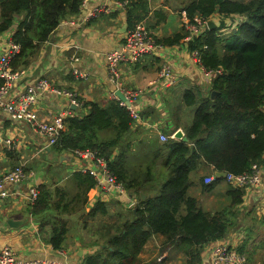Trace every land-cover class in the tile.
Masks as SVG:
<instances>
[{
    "label": "trees",
    "instance_id": "1",
    "mask_svg": "<svg viewBox=\"0 0 264 264\" xmlns=\"http://www.w3.org/2000/svg\"><path fill=\"white\" fill-rule=\"evenodd\" d=\"M81 1L0 0V32L16 25L12 40L21 46L20 52L11 59V67L28 66L60 22L79 12ZM119 1L131 4L128 17L131 26L134 25L132 10L136 4L148 12L144 0ZM182 3L191 18L194 15L220 17L219 26L206 28L194 36L187 48L190 51L199 49L202 65L221 72L209 85L186 89L183 94V103L194 107L191 121L183 127L188 140L169 139L158 144L159 141L154 139V157L162 159V168L167 171L168 178H161L162 168L158 174L153 173L152 178L143 181L137 180L136 169L130 172L134 152L124 135L130 133L134 120L130 110L116 99L106 106L85 103L90 105L89 113L68 117L54 144L67 150H98L129 194L138 199L133 207L124 208L118 203L115 211H110L108 203L97 201L85 215L86 219L110 214L116 217L111 223L91 228L90 245L95 244L98 248L84 258L85 264H164L172 251L182 253L187 264H203L204 246L227 237L240 226L244 227L245 236L237 250L246 256L245 264H258L253 262V253L247 244L264 228L261 227L264 216L258 219L261 225H252L246 223L245 217L240 218L243 212L239 211V206L243 203L245 190L231 186L226 192L230 203L222 209L207 211L199 199L189 193V188L191 176L197 175L205 165L212 166L216 174H238L249 171L253 163L263 160L264 0H182ZM234 15L242 17V21L229 32L223 31L224 19ZM136 18L140 22L143 15ZM185 36V31L177 32L157 41L172 45ZM3 84L4 78L0 77V87ZM213 90L217 91L214 96L211 95ZM106 128H115L116 137L99 142L97 130ZM120 143V154L112 162L111 148ZM216 176L209 184L201 177L204 191H212L225 181L223 176ZM95 185L93 174L76 171L64 187L46 184L38 187V198L31 204V211L34 216L45 219L42 232L50 225L46 240L54 248L63 245L69 220L85 210L89 192ZM152 235H163L164 241L158 257L145 262L140 254ZM260 264H264V258Z\"/></svg>",
    "mask_w": 264,
    "mask_h": 264
},
{
    "label": "crops",
    "instance_id": "2",
    "mask_svg": "<svg viewBox=\"0 0 264 264\" xmlns=\"http://www.w3.org/2000/svg\"><path fill=\"white\" fill-rule=\"evenodd\" d=\"M144 1L147 2L145 6L148 12H144L141 6L136 4L132 10L133 26L130 25L128 18L131 8L129 2L88 0V3L82 7L80 4L79 12L60 22L48 40L43 42L39 52L28 66L21 69L11 67L12 71L21 72L22 76L9 89L7 99H15L44 78L54 87L76 93L81 106L75 110V115L84 116L89 113L90 105L85 103L96 102L103 106L109 104L114 98L110 95L113 86L109 81L106 55L108 52L117 50L122 45L127 32L136 27L139 23L136 16L143 15L141 21H145L156 40L185 31L180 13L183 9L182 0ZM94 6H105L107 9L100 15L84 21L87 12ZM236 16L234 15L232 19ZM219 19L220 17L216 15L212 17L214 22ZM219 22L216 26H219ZM224 22L227 27L233 26L228 23V17L224 19ZM15 29L16 25L7 31L0 32V59L7 51L8 42L12 40ZM187 43L185 39H182L172 45L163 44L160 50L145 55L136 62L120 64L125 86L141 92L135 104L140 111L141 119L134 121L130 133L124 135L134 155L139 150L146 151L148 154L150 152V156L157 161L159 158L154 157L156 152L154 139L160 144L165 142L161 140L160 133L171 135L179 129L185 133L183 127L193 117L194 107L183 103L182 97L185 90L209 85L206 83L208 80L201 65L193 60ZM162 63H168L171 66L175 77L173 84L159 83L158 72ZM75 68L78 72L85 73V76H80ZM68 107V98L54 92L42 93L34 105L39 117L45 121L61 114ZM116 132L115 128L98 129L96 135L99 142H108L116 137ZM176 140L180 139L176 138ZM142 141L145 142L142 143ZM120 149L121 143L111 148L112 162L117 159ZM73 153V150L49 145L48 140L35 132L29 124L13 119L4 108L0 107V174L19 164H24L30 172L26 182L11 186L10 196L0 201V249L10 246L20 257L26 259L48 258L79 264L98 248L95 244L90 245L91 229L85 230L82 235L78 234L80 226L87 225V222L84 223L85 215L96 202L103 201L110 206L114 205V208L118 203L124 207H130L131 200L127 197L115 192H107L95 185L89 192V201L85 210L77 215L79 216L77 220L76 216L69 220L63 245L60 248H54L46 240L48 237L46 230H50V225H47L43 232L41 231V225L45 219L32 214L31 202L20 193L27 191L31 186L39 187L43 184L64 187L73 172L83 171L85 166V162ZM130 164V172L137 169L135 166L137 163ZM262 165L264 172V161ZM161 168L162 164L156 170L146 172L143 179L137 180L143 181L146 178L149 180L152 174H158ZM136 172V175L140 174L138 170ZM213 173L212 166L201 167L189 188V193L198 198L201 206L207 211L221 209L230 203L226 192L231 186L226 181L219 183L212 191L204 192L201 177ZM244 190L243 203L239 206V211H242L245 217L251 218L254 222L252 225L259 224L258 219L264 216V192L252 187L244 188ZM129 195L138 203L136 197ZM10 219L18 220L20 223L12 226L8 221ZM261 227L264 226L261 225ZM243 238L242 234L233 231L223 239L206 244L202 252L203 264H211L212 248L217 243L226 242L237 246ZM256 239V237L249 239L247 245L253 253V262L260 264L261 259L264 258V239L261 241L259 238L261 242ZM163 241V235H152L143 247L141 258L145 261L156 258ZM155 246L159 247V252L157 256H151L150 251Z\"/></svg>",
    "mask_w": 264,
    "mask_h": 264
},
{
    "label": "built area",
    "instance_id": "3",
    "mask_svg": "<svg viewBox=\"0 0 264 264\" xmlns=\"http://www.w3.org/2000/svg\"><path fill=\"white\" fill-rule=\"evenodd\" d=\"M88 3V0H82L81 7ZM105 6H94L84 17V21L90 20L101 12L105 11ZM181 16L183 20V28L185 29L186 36L184 39L186 42L192 40L194 36L201 34L206 28H209L208 22L212 20V17L203 18L199 15H194L193 18L189 17L185 9L181 10ZM220 21V19H219ZM219 21H215L218 23ZM242 21V17L236 16L235 19L228 18V23L231 22L233 26L228 32L237 26ZM220 25V22H219ZM223 31H227L222 29ZM163 44L159 43L152 34L145 21H140L136 27L129 30L123 40L122 45L114 51L108 52L107 57V70L109 75V81L113 88L111 90V97L120 101L122 105L126 106L122 102L116 92L121 90L124 95L131 100V105L126 106L133 117L135 122L141 119L140 111L135 107L136 100L141 95V92L135 89H131L125 86L123 77L121 75L120 64L128 62H136L145 55L153 54L160 50ZM8 49L0 59V77L4 78V84L0 87V107L4 108L9 115L23 123L29 124L32 129L45 137L48 140L49 145H54L60 137V132L65 128L66 119L75 115V107H80L81 103L76 96V93L71 90L57 88L51 85L47 79H40L36 86L30 87L27 91L21 93L13 100L7 99L9 89L17 81L22 73L19 71H12L11 59L20 52V44L10 40L8 42ZM192 58L195 62L201 65L204 70L207 82L210 84L212 80L219 74L220 70L207 69L201 63V51L199 49L191 50ZM75 71L80 76H85V73ZM159 83L173 84L175 77L172 72V68L168 63H162L158 72ZM44 92H54L58 95L65 96L69 100V107L65 109L61 114L54 116L51 120H42L37 114L34 105L38 97ZM176 133L171 135L160 133L162 141L169 139H176ZM181 140V139H180ZM73 154L79 159L85 162L83 167L84 172H90L96 178L97 187H101L107 192H115L118 195L127 197L131 200L130 207L137 204L135 199H132L129 192L123 182L119 181L116 175L112 172L108 160L101 155L98 150L94 149H74ZM264 161V157L262 162ZM260 163H253L251 169L244 173L225 172L224 180L232 187L235 188H256L264 192V172L263 165ZM216 173L205 176L204 182L206 184L212 183L216 180ZM30 177V172L26 169L24 164L14 166L11 170L0 174V201L10 196V187L13 185L23 184ZM25 195L26 198L33 204L39 194L38 187L31 186L27 191L20 193ZM238 245L233 246L226 242H219L213 248L211 252V264H245L246 256L241 255L237 250ZM0 264H70L64 260H52L48 258H34L26 259L20 257L16 251L10 247L5 246L0 249ZM79 264H85L80 262Z\"/></svg>",
    "mask_w": 264,
    "mask_h": 264
},
{
    "label": "rangeland",
    "instance_id": "4",
    "mask_svg": "<svg viewBox=\"0 0 264 264\" xmlns=\"http://www.w3.org/2000/svg\"><path fill=\"white\" fill-rule=\"evenodd\" d=\"M222 28H224V29H230V26H226L225 25V22H224V25L222 26ZM151 153L149 152V154H148V152H146V151H141V150H139V152H137L136 153V155H134L132 158H131V161L132 162H134V163H137V164H135V166L137 167V169L136 170H138V172L140 173L139 175H136L137 176V179H143L145 176H146V172H148V173H150V171L152 170V169H157L158 168V166H160L161 165V160L160 159H157V161H155L151 156ZM138 163H142V164H138ZM143 165H144V167H143ZM163 177H161L160 175H158V178L159 177H161L162 179H167L168 178V176H167V171H165L164 169H163ZM196 176V174H193L192 176H191V181L193 182L194 181V179L196 178L195 177ZM158 178H157V180H158ZM205 192V191H204ZM203 192V193H204ZM203 204H204V202H202ZM113 206V207H112ZM112 206H110V211L112 210V211H115V208H114V205H112ZM226 207V206H225ZM125 208V207H124ZM224 208V207H223ZM215 209V208H214ZM222 209V208H221ZM215 211V210H214ZM243 217H245V214L244 213H241L240 214V218H243ZM74 218V217H73ZM79 218V216H76V220ZM116 217H113V215L112 214H110V216H97V217H93L92 218V216L90 217V216H88V218L84 221V223L85 222H87V227L86 226H84V225H81L80 226V228H79V233L78 234H80V235H82V234H84V231L85 230H87V229H91V228H96V226L98 225V224H106V223H111V222H113L114 221V219H115ZM245 221H246V223H249V224H254V222L251 220V218L250 217H245ZM84 226V227H83ZM254 227V226H253ZM252 227V228H253ZM97 230V229H96ZM96 230H93V231H96ZM242 230H244V227H242V226H240L237 230H235V231H237L238 233H240V234H242L243 236H245V231H242ZM253 230H256V228H253ZM88 231V230H87ZM257 239L256 240H258L259 242H261L260 240H259V238H264V229L262 228V229H260L259 230V234L258 235H256L255 236ZM158 252H159V247L158 246H155V248L154 249H152L151 251H150V254H151V256H153V255H156L157 256V254H158ZM158 257V256H157ZM156 257V258H157ZM156 258H153V259H151V260H149V261H145L144 259H143V261H145V262H151V261H153V260H155ZM164 264H187V261H186V257L183 255V254H179V253H176L175 251H172L170 254H169V257L167 258V260L164 262Z\"/></svg>",
    "mask_w": 264,
    "mask_h": 264
},
{
    "label": "water",
    "instance_id": "5",
    "mask_svg": "<svg viewBox=\"0 0 264 264\" xmlns=\"http://www.w3.org/2000/svg\"><path fill=\"white\" fill-rule=\"evenodd\" d=\"M208 26H209V29H212L213 27H216V23L213 20H210L208 22ZM216 93H217V91H215V90L211 91L212 96H214ZM116 94H117L118 98L122 102H124L127 107L131 105V100L128 99L121 90H118L116 92ZM73 108L78 109V107H75V106ZM176 137L183 140V141L188 140L187 136L185 135V133L181 129L177 130ZM217 175L224 176V172H218ZM142 196H143V198H145L144 194ZM8 221L12 226H16L18 223H20L18 220H14V219H10Z\"/></svg>",
    "mask_w": 264,
    "mask_h": 264
}]
</instances>
